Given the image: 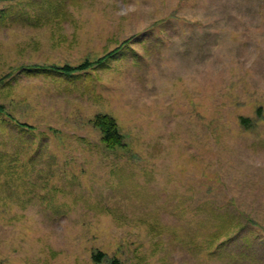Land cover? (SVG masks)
I'll return each mask as SVG.
<instances>
[{
	"label": "rangeland",
	"instance_id": "obj_1",
	"mask_svg": "<svg viewBox=\"0 0 264 264\" xmlns=\"http://www.w3.org/2000/svg\"><path fill=\"white\" fill-rule=\"evenodd\" d=\"M0 264H264V0H0Z\"/></svg>",
	"mask_w": 264,
	"mask_h": 264
},
{
	"label": "trees",
	"instance_id": "obj_2",
	"mask_svg": "<svg viewBox=\"0 0 264 264\" xmlns=\"http://www.w3.org/2000/svg\"><path fill=\"white\" fill-rule=\"evenodd\" d=\"M87 68H89V65L87 62H85L77 67L63 66L61 70L65 74H70V72L73 70L82 71L87 70ZM240 123L242 124V126L247 127L249 125V119L241 118ZM91 124L94 128L99 130L100 141L104 144L107 149L114 150L122 149L123 147H125L124 137L120 133L116 121L111 116L107 114H97L93 117ZM211 255L213 256L214 253H211ZM102 257V254L99 253L97 255H94L93 259L96 262H100Z\"/></svg>",
	"mask_w": 264,
	"mask_h": 264
}]
</instances>
